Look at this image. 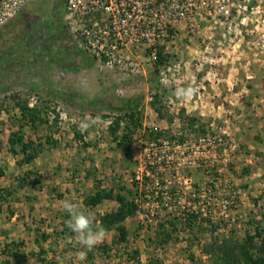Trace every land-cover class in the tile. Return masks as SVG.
<instances>
[{"label": "rangeland", "instance_id": "374dc122", "mask_svg": "<svg viewBox=\"0 0 264 264\" xmlns=\"http://www.w3.org/2000/svg\"><path fill=\"white\" fill-rule=\"evenodd\" d=\"M66 3L31 0L0 27V196L5 198L0 200V250L28 254L25 264H90L78 258L85 248L76 242L75 234L62 231L68 214L62 202L76 204L95 222L117 208L112 201L96 208L85 205V197L98 184L116 194H138L141 213L125 222L127 243L118 242L115 230L105 233L95 246L94 264H137V260L211 264L204 248L214 243L234 254V242L264 231V54L256 42L258 31L242 21L243 15L230 13L216 24L203 25L196 35L184 27L172 31V38L157 46L163 55L159 66L141 49L109 69L86 52L69 30ZM177 84H191L198 93L190 101L179 102L172 94ZM132 99L139 101L134 112L125 105ZM17 100L46 106L59 116L54 127L38 132L24 128L25 140L32 144L29 154L35 157L32 163L27 155L9 152V136L18 129L19 111L13 110ZM132 113L136 127L130 160L114 142L109 127L121 120L123 128ZM96 117L103 123L81 134L79 122ZM206 132L219 135L223 145L215 158L211 153L205 159L206 169H183L182 174L194 184L208 186L212 181L210 185L216 187L212 196L219 206L230 200L234 205L226 217L205 218L191 227L178 220L176 228H161L173 219L171 211L185 212L187 201L181 193L176 200L161 202L158 177L142 175L151 162L162 161V151L147 150L148 144L163 136L183 139L191 148ZM48 138L53 144L47 143ZM180 153H167L174 166L183 164ZM158 166L169 182L168 192L171 188L187 192L171 176L172 169ZM164 231L172 236L168 242H162ZM44 236H48L45 241ZM40 256L45 262H40ZM6 260L8 254H2L0 264Z\"/></svg>", "mask_w": 264, "mask_h": 264}, {"label": "built area", "instance_id": "2783aa9c", "mask_svg": "<svg viewBox=\"0 0 264 264\" xmlns=\"http://www.w3.org/2000/svg\"><path fill=\"white\" fill-rule=\"evenodd\" d=\"M30 1L0 0V27L18 15ZM230 13L243 15L242 21H247L258 31L256 42L261 54H264V0H67L65 21L86 52L101 60L106 68L114 69L141 49L148 52L149 59L155 60L157 46L172 38L170 32L184 27L190 35H196L203 25L209 22L216 24ZM222 141L219 135L206 132L192 143L191 148L187 142L163 136L148 144L147 150L156 149L163 153L160 158L162 161L158 164L151 162L149 169L142 172L145 178L158 177V184L161 183V190L157 192L160 201L174 199L181 193L186 195L187 205L183 207L185 212L181 214L171 211L169 215L173 219L184 220L188 214L196 215L198 220L218 219L226 217L228 210L233 207L232 200L222 201V206H219L217 199L212 196L216 187L210 185L212 181H209V176L206 175V181H209L207 186L194 184L191 177L182 174L183 169H206L207 166H203L205 159L211 153L215 158L218 147L223 145ZM177 150L181 151V168L174 166L172 158L167 156ZM158 165L167 167L168 171L172 169L171 176L187 192L182 191V188H171L168 192L169 182L164 178L165 174H159ZM144 177L137 176L136 179ZM136 198L137 213H141ZM145 217L150 221L149 214Z\"/></svg>", "mask_w": 264, "mask_h": 264}, {"label": "trees", "instance_id": "16d2710c", "mask_svg": "<svg viewBox=\"0 0 264 264\" xmlns=\"http://www.w3.org/2000/svg\"><path fill=\"white\" fill-rule=\"evenodd\" d=\"M172 33V32H170ZM163 62V55L161 52L156 54V65H161ZM138 99H132L126 102L128 110L134 112L139 103ZM131 105V106H130ZM126 108V109H127ZM13 110L19 111V118L16 120V125L18 127L17 131L12 132L8 139L9 152L13 155L23 154L27 155L28 163H32L34 160V154H29L32 148L31 142L25 140L24 128L30 127L33 131L38 132L40 129L57 125L59 116L55 110H50L46 106L31 105L28 100H17L13 106ZM158 116L160 115V110H156ZM121 120H116L110 124L109 131L114 142H116L119 148H122L124 155L128 159H133L132 154V133L136 123L133 120V113L129 116L128 121H126L123 128H121ZM195 120H190V124L193 125ZM122 129V130H121ZM121 130V135L118 133ZM183 142V139H180ZM47 143L53 144L51 138L47 139ZM0 176H3V170L0 167ZM136 196V195H135ZM135 196L132 192H126L125 194L115 193L114 190H105L100 188L98 184H95V192L88 195L84 199V203L88 207H97L104 203L105 201H113L117 203V208L107 214L101 216L94 223L96 225L102 226L106 232L115 230L118 234V242L127 243L129 233L125 226L127 219L132 218L138 211V205L135 202ZM3 200L0 196V200ZM69 219L68 214L64 217L62 221L63 233L68 236H73L74 233L67 227L66 220ZM178 219H172L166 224H161L160 227L164 228V225H170L172 228L177 227ZM198 217L194 214H188L184 219V224L188 227L193 226L198 223ZM162 234V242H168L171 239V234L164 231ZM48 239V236H44V241ZM40 252L44 254L45 251L41 246ZM234 254L228 255L225 251L224 246H217V243L211 244L210 246H205L204 253L210 258L211 264H264V231L256 230L254 235H246L244 239L236 241L233 243ZM95 247L91 250L84 249L86 252V260L90 264L93 263ZM108 250V248H105ZM2 254H8V259L5 264H25L28 258V254L20 250H14L7 252L5 250H0V257ZM135 256H138V252H135ZM40 256V262H45ZM137 264H141L137 260ZM147 264H161L158 260L149 261Z\"/></svg>", "mask_w": 264, "mask_h": 264}, {"label": "clouds", "instance_id": "9594fccd", "mask_svg": "<svg viewBox=\"0 0 264 264\" xmlns=\"http://www.w3.org/2000/svg\"><path fill=\"white\" fill-rule=\"evenodd\" d=\"M165 86H169V81L163 80ZM198 93V88L189 84L188 86H181L177 84L173 90V96L179 102L190 101ZM62 119H67L62 116ZM75 123V121H73ZM103 123L100 117L95 119L81 120L78 124V129L81 134L88 132L94 125ZM63 209L68 213L69 219L66 220L67 227L75 234L76 242L83 248L88 250L93 249L96 245L101 243L105 237L106 230L94 223V216L86 214L78 209V206L68 200L62 202ZM86 252L81 251L78 258L83 261L86 259Z\"/></svg>", "mask_w": 264, "mask_h": 264}, {"label": "crops", "instance_id": "0c3cea01", "mask_svg": "<svg viewBox=\"0 0 264 264\" xmlns=\"http://www.w3.org/2000/svg\"><path fill=\"white\" fill-rule=\"evenodd\" d=\"M105 202H106V201H105ZM112 202H113V201H112ZM115 203H116V202H115ZM99 206H100V205H99ZM97 207H98V206H97ZM93 208H96V207H93ZM115 209H116V208H115ZM115 209H114V210H115ZM114 210H113V211H114ZM111 212H112V211H111ZM108 213H110V212H108ZM102 216H103V215H102Z\"/></svg>", "mask_w": 264, "mask_h": 264}]
</instances>
